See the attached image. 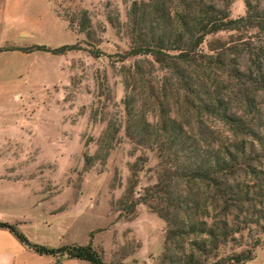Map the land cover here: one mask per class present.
<instances>
[{"label":"trees","instance_id":"1","mask_svg":"<svg viewBox=\"0 0 264 264\" xmlns=\"http://www.w3.org/2000/svg\"><path fill=\"white\" fill-rule=\"evenodd\" d=\"M231 2L129 3L124 24L129 45L120 59L132 58L120 70L123 122L108 120L94 153L84 156V167L95 160L103 166L121 126L132 144L154 153L156 163L148 169L154 181L132 199L147 161L136 156L119 202L129 200V213L142 203L165 223L158 264H242L253 246L220 251L240 245L236 235L244 230L264 234V173L250 164L264 159V118L257 102L264 93V0H243L244 14L237 17L229 15ZM73 15L69 22L89 38L86 12ZM106 19L118 26L116 15ZM251 30L254 34L245 37ZM218 32H226L227 39L213 37L204 49L205 37ZM33 48L62 54L76 45ZM212 121L234 138L221 140ZM0 228L37 255L103 264L90 241L48 246L30 241L16 223L0 220Z\"/></svg>","mask_w":264,"mask_h":264},{"label":"rangeland","instance_id":"2","mask_svg":"<svg viewBox=\"0 0 264 264\" xmlns=\"http://www.w3.org/2000/svg\"><path fill=\"white\" fill-rule=\"evenodd\" d=\"M131 1L0 0V216L16 223L32 242L90 241L103 264H158L165 231L163 220L146 205L137 203L129 213V200L119 202L128 164L138 155L147 157L133 199L154 181L148 169L156 163L154 153L132 144L122 126L103 166L96 160L89 167L83 164L106 122H123L120 70L132 58L120 59L129 45L124 24ZM81 10L89 19V38L69 22ZM244 10L243 0H232L229 15ZM108 14L116 15L118 26L107 21ZM213 37L227 39V33L206 36L204 49ZM64 44L76 48L62 54L32 49ZM89 45L98 56L88 52ZM257 102L264 118V93ZM212 122L221 140L234 138ZM250 164L264 173L263 158ZM236 240L240 245L220 253L253 246L251 258L242 264H264V234L244 230ZM29 252L30 264H88Z\"/></svg>","mask_w":264,"mask_h":264},{"label":"crops","instance_id":"3","mask_svg":"<svg viewBox=\"0 0 264 264\" xmlns=\"http://www.w3.org/2000/svg\"><path fill=\"white\" fill-rule=\"evenodd\" d=\"M0 220L8 221L6 217ZM29 249L22 245L8 230L0 228V264H30Z\"/></svg>","mask_w":264,"mask_h":264}]
</instances>
